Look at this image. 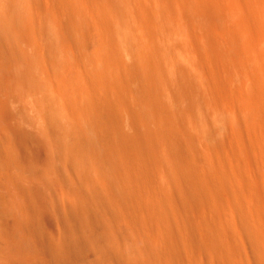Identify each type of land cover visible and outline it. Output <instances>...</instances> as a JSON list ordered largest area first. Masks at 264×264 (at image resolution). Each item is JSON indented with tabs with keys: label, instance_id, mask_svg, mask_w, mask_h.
I'll return each mask as SVG.
<instances>
[{
	"label": "rangeland",
	"instance_id": "374dc122",
	"mask_svg": "<svg viewBox=\"0 0 264 264\" xmlns=\"http://www.w3.org/2000/svg\"><path fill=\"white\" fill-rule=\"evenodd\" d=\"M263 20L0 0V264L15 221L59 264H264Z\"/></svg>",
	"mask_w": 264,
	"mask_h": 264
},
{
	"label": "bare ground",
	"instance_id": "6f19581e",
	"mask_svg": "<svg viewBox=\"0 0 264 264\" xmlns=\"http://www.w3.org/2000/svg\"><path fill=\"white\" fill-rule=\"evenodd\" d=\"M233 29L238 33L234 35L240 37V20H233ZM264 28V20L262 23ZM238 28V30L236 29ZM234 31V30H233ZM226 37L223 33L220 35V40ZM261 47H264V33L262 34L261 42L259 43ZM187 55V54H186ZM183 58L187 56L182 55ZM189 56V55H188ZM27 226L21 221H15L14 224V241L12 242L13 247H17L15 255H12V261L10 264H59L57 256L52 254L45 244H43L38 237L32 231H27Z\"/></svg>",
	"mask_w": 264,
	"mask_h": 264
}]
</instances>
